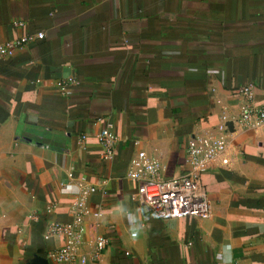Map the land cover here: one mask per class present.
<instances>
[{
	"label": "crops",
	"instance_id": "obj_1",
	"mask_svg": "<svg viewBox=\"0 0 264 264\" xmlns=\"http://www.w3.org/2000/svg\"><path fill=\"white\" fill-rule=\"evenodd\" d=\"M40 32L0 58V264H54L50 230L75 201L77 254L108 240L93 264L264 263V125H238L237 94L262 98L264 0H0V44ZM221 122L226 151L200 179L208 217L156 218L130 160L144 152L179 177L191 135Z\"/></svg>",
	"mask_w": 264,
	"mask_h": 264
},
{
	"label": "built area",
	"instance_id": "obj_2",
	"mask_svg": "<svg viewBox=\"0 0 264 264\" xmlns=\"http://www.w3.org/2000/svg\"><path fill=\"white\" fill-rule=\"evenodd\" d=\"M43 38L44 34L40 32L4 42L0 44V58H10L17 49ZM58 87L65 90L66 86L58 84ZM237 94L241 102L238 109V125L246 129L262 127L264 125V91L262 98L258 99L254 86L245 85L238 89ZM216 128L217 134L199 130L191 135L185 149V161L189 169L179 177L168 180L161 179L159 163L155 159L148 158L144 152H139L135 159L130 160L125 171V178L135 183L140 204L156 218L205 219L208 217L207 196L201 186L200 179L226 151L227 135L229 134L224 122L218 124ZM110 130L111 124H107L97 136V144L101 148V158L106 161L112 158L113 145L116 141ZM81 140H85V136H82ZM72 172V170L69 172L70 178H72ZM100 183L104 184V181ZM96 191L97 185H92L83 188L82 194L87 195ZM82 211V202H73L71 204L73 221L69 224H57L51 228L50 235H58L63 238L62 246L48 255L54 264H93L108 244L106 238L98 236L94 241L91 258L84 254H77L80 233L79 220ZM93 216L100 217L101 212L98 211ZM126 255L129 254L126 253Z\"/></svg>",
	"mask_w": 264,
	"mask_h": 264
}]
</instances>
